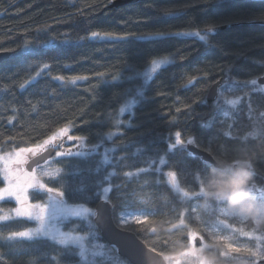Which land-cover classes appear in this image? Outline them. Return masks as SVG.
<instances>
[{
    "label": "trees",
    "instance_id": "16d2710c",
    "mask_svg": "<svg viewBox=\"0 0 264 264\" xmlns=\"http://www.w3.org/2000/svg\"><path fill=\"white\" fill-rule=\"evenodd\" d=\"M114 1L0 0V52H11L0 64V149L35 148L67 128L92 149L53 160L47 190L90 210L106 194L116 223L121 205L133 201L148 218L126 229L168 264H203L209 254L213 264H264V230L226 216L220 203L205 206L200 189L211 164L178 145L191 138L217 160L264 142V0L111 8ZM157 61L165 64L148 76ZM130 100L132 111L121 115ZM252 172L250 187L259 191L264 157ZM29 198L44 204L49 195L30 191ZM16 208L0 202V219ZM73 225L100 245L89 264H130L104 242L93 216ZM35 227L27 219L0 222V264H85L76 249L48 239L12 238ZM207 228L223 230L228 242L211 240ZM194 234L206 247L195 241L197 254L187 255Z\"/></svg>",
    "mask_w": 264,
    "mask_h": 264
},
{
    "label": "rangeland",
    "instance_id": "374dc122",
    "mask_svg": "<svg viewBox=\"0 0 264 264\" xmlns=\"http://www.w3.org/2000/svg\"><path fill=\"white\" fill-rule=\"evenodd\" d=\"M164 64L165 63L161 61L155 62L148 70V76L153 75ZM133 105V100H130L124 105L120 114L124 115L131 112ZM113 136L114 135L108 137L107 141H110ZM189 144H193V142H178V145L183 147ZM49 148L56 150L55 157L46 165L36 168L32 173L28 172L26 170V165L29 162V158ZM90 149L92 148L88 147L85 141L71 137L70 130L67 128L58 132L49 140L35 148H25L16 151H3L0 149V178L3 179L5 183L4 187L0 190V202L12 200L17 205L16 210L12 214L2 217L0 222L11 219H27L36 223L34 229L15 234L12 236L13 239H48L59 246L76 249L81 255V260L84 261L85 264L91 262L89 257L91 254L90 252H92L93 249L99 248L100 245L96 242L89 241L85 235L80 234L73 225V222L77 220H86L90 216L94 217L95 211L83 205L68 204L58 193L51 192L44 187L47 179L56 176V170L52 167L53 160L64 156H83L86 155ZM93 150L97 152L98 147ZM107 153V150H105L104 154L106 155ZM103 160L106 161L105 159ZM14 161H22V163H14ZM168 178L171 185L175 187L177 184L175 176L168 175ZM10 183L12 186L20 185L25 188L24 196L27 197L26 203H21L16 199L14 194L8 191ZM29 184H31L30 187H28ZM30 191H43L49 195V199H47L44 204L34 203L29 198ZM102 200L108 201L106 194H104ZM127 202L121 205V210L117 215V223L115 222L118 227L123 230H127L126 226L145 222L148 218L145 211H137L131 208V206L134 205L133 201L127 200ZM195 208L194 203V209ZM226 216L235 217L228 211H226ZM225 224L227 225L228 223L225 222ZM207 233L209 238L215 242H228V238L225 236L223 230L219 228H207ZM197 238L202 239L200 247H206V242L203 241L202 236L194 234L192 246L187 251V255L197 254V248H199L195 245V239ZM233 248L240 249L238 247ZM175 260L179 261L180 257H176Z\"/></svg>",
    "mask_w": 264,
    "mask_h": 264
},
{
    "label": "clouds",
    "instance_id": "9594fccd",
    "mask_svg": "<svg viewBox=\"0 0 264 264\" xmlns=\"http://www.w3.org/2000/svg\"><path fill=\"white\" fill-rule=\"evenodd\" d=\"M260 157H264V142L237 146L231 158H218L212 163L203 177L205 206L220 203L231 215L264 230V199H259L250 187L253 162ZM203 264H213L211 254Z\"/></svg>",
    "mask_w": 264,
    "mask_h": 264
},
{
    "label": "water",
    "instance_id": "95a60500",
    "mask_svg": "<svg viewBox=\"0 0 264 264\" xmlns=\"http://www.w3.org/2000/svg\"><path fill=\"white\" fill-rule=\"evenodd\" d=\"M145 0H115L111 8H120L127 5H133ZM11 52H0V64L6 61ZM221 81L214 83L207 94L209 102L217 99ZM258 84L264 86V76L258 78ZM187 149L201 157L206 163L212 165L216 161L214 156L207 150L201 149L194 144H189ZM56 154V150L49 148L36 156L30 157L26 165V170L32 173L36 168L46 165ZM93 221L100 232L101 238L110 246L117 249L119 256L127 260L130 264H168L166 258L147 246L135 233L123 230L114 221L113 206L110 202L101 200L94 207ZM197 246H201L199 238L195 239Z\"/></svg>",
    "mask_w": 264,
    "mask_h": 264
},
{
    "label": "snow or ice",
    "instance_id": "6c2138e0",
    "mask_svg": "<svg viewBox=\"0 0 264 264\" xmlns=\"http://www.w3.org/2000/svg\"><path fill=\"white\" fill-rule=\"evenodd\" d=\"M249 135H252L251 133ZM188 143H192L191 138H189ZM14 163H22V161H14ZM6 171H7V164H6ZM199 173V172H198ZM255 174V172L253 173ZM31 184L28 185L30 187ZM251 190L254 192V194L259 198V199H264V188L259 189V191H256L255 185L251 188ZM8 191L11 194H14L16 199L20 201L21 203H26L27 197L24 196L25 188L21 187L20 185H15L12 186L10 183V186L8 188ZM200 192L202 194V187L200 189ZM38 207V206H37Z\"/></svg>",
    "mask_w": 264,
    "mask_h": 264
}]
</instances>
